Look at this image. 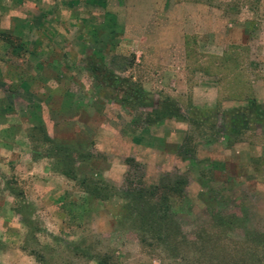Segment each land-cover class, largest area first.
Segmentation results:
<instances>
[{
  "label": "rangeland",
  "instance_id": "1",
  "mask_svg": "<svg viewBox=\"0 0 264 264\" xmlns=\"http://www.w3.org/2000/svg\"><path fill=\"white\" fill-rule=\"evenodd\" d=\"M86 1L0 0V31L27 43L16 54L0 40L2 101L13 97L16 107L9 111L26 119L39 104L34 113L50 134L95 155L80 160L78 172L118 190L125 176L146 185L167 174L186 177L184 194L171 203L188 243L176 255L142 244L119 192L105 200L83 192L56 170L51 153L32 147L31 157L42 164L29 174L21 165L12 183L23 224L19 245L38 253L40 259L31 254L36 264H96L83 250L111 253L118 264H251L239 253L247 228L264 232V0ZM148 7L158 12L148 14ZM154 16L156 25L149 23ZM235 51L255 98L246 114L227 112L245 101L219 102V93H228L222 81L198 70L208 55ZM25 77L29 84L21 82ZM44 82L49 87L42 96ZM47 95L65 98L59 118L46 111ZM165 99L180 107L182 119L144 122L143 112ZM188 117L204 124L191 125ZM241 129H249L242 139L252 156L237 157L227 145L226 135ZM184 134L193 149L186 158L178 152ZM35 184L42 187L35 191ZM38 191L48 195L39 199ZM211 209L233 213L238 222L228 230L209 228L202 242L199 227ZM259 251L253 258L264 264Z\"/></svg>",
  "mask_w": 264,
  "mask_h": 264
},
{
  "label": "trees",
  "instance_id": "2",
  "mask_svg": "<svg viewBox=\"0 0 264 264\" xmlns=\"http://www.w3.org/2000/svg\"><path fill=\"white\" fill-rule=\"evenodd\" d=\"M83 1L87 3L86 0ZM109 13L108 11H104L103 14L108 15ZM107 29L113 33L112 35L116 33L115 27H107ZM0 40L11 47L12 51L14 50L16 54H19V51H17L19 48H23L27 44L22 35L19 36L17 33L14 34L4 30L0 31ZM185 47L186 50L189 47L188 37L185 39ZM200 62L202 66L198 70L209 75H216L218 80L222 81V91L227 90L228 92L222 98L219 93V102H222L224 99L245 101V104L240 103L241 105L232 106L227 112L246 114L249 109L247 101L249 99L254 100L255 98L251 96L253 95V89L250 82L243 72L238 70L242 62L239 60L238 52L235 51L232 54L225 53L221 56L208 55L207 58L205 57ZM231 67L233 68V73L228 77ZM221 69L222 77L220 73ZM33 107L41 109V106L36 104L28 109L31 119L33 118L35 121L28 129V137L32 142V147L34 149L43 147L44 150L51 153L55 158L56 170L60 174L74 181L83 192L101 200L108 199L119 192L125 200L124 207L127 209L126 218L138 231V238L142 244L152 247H162L164 250L172 253V255L178 254L182 244L186 246V243H188L187 238L184 236L183 230L175 217L171 203L172 197L184 194L188 182L186 177L179 174L171 177L167 174L163 175L158 182L146 185L141 178L130 180L128 176H125L118 190L116 186L109 184L101 177L80 174L77 163L80 160L91 158L95 155L91 152H85L76 143L60 141L51 136L44 122L45 119L37 116L34 113ZM143 115L144 122L148 125L159 122L164 118L174 116L182 119L183 117L180 107L174 101L168 99L156 102L151 109L145 110ZM187 119L191 125L200 126L204 124V121L192 117H188ZM246 130L249 129H241L231 135H226L227 145L230 146L235 141L243 140L242 136ZM231 136H233V139ZM188 139V134H184L181 148H178V152H182L184 158L188 157L193 150L189 144L187 145ZM125 160L129 165L137 164V161L132 157H127ZM207 222L206 226H198L200 228L199 232L204 234L198 235V239L202 242H204L206 237H210L206 232L209 228L228 230L237 224L238 219L233 213L211 209L210 218ZM242 243L243 246H246L240 251V258L244 261L251 260V264H261L259 262L261 260L255 261L252 253L260 252L259 249H262L264 252V232L255 228H247ZM22 248L24 249V247ZM30 254H35L39 258L38 253L34 250L30 251ZM81 254L83 257L95 259L96 264H118L114 256L108 252L89 254L87 250H83Z\"/></svg>",
  "mask_w": 264,
  "mask_h": 264
},
{
  "label": "crops",
  "instance_id": "3",
  "mask_svg": "<svg viewBox=\"0 0 264 264\" xmlns=\"http://www.w3.org/2000/svg\"><path fill=\"white\" fill-rule=\"evenodd\" d=\"M158 10L159 12H156H163L162 6ZM151 11L153 9L149 7L146 10L148 14ZM151 13L155 14L154 12ZM155 18L156 16L149 23L156 25ZM29 75L31 74L27 73V76ZM21 82L23 84H29L28 78L26 77L25 79L22 78ZM45 83H40V93H42V96L49 87ZM3 87L0 85V264H36L34 257L19 245L20 231L23 229V224L20 213L16 208L17 196L12 187L13 179L15 178L13 176L18 167L21 165L26 166L25 171L28 169L26 172L29 174L30 172H34L33 170L29 171V169H36L42 164L40 160L31 157L32 146L28 137V126L34 124L35 121L29 117L26 119L13 116V112H10L9 109L16 107L15 101L11 96L10 103L4 104L2 94L5 91L7 92V90ZM45 98L49 100L48 95ZM53 99L52 101L51 99L48 101V104L50 102L52 106L48 105L49 107H47L46 111H50L56 118H59L63 110H66L68 106L63 103L65 98H61V96H54ZM223 101H226V99ZM51 108H54L55 111ZM44 122L49 131L48 123L46 121ZM113 131L114 133L117 132L115 128ZM50 135L53 136L52 134ZM53 137L56 138L55 136ZM229 147L236 149L237 153H235V156L237 157L254 155L253 148L245 140L235 141ZM35 186L37 188L35 191L42 187L37 184ZM42 188L48 190L50 185L46 183V188ZM35 195L39 199H42V196H47L48 193L43 195L38 191Z\"/></svg>",
  "mask_w": 264,
  "mask_h": 264
}]
</instances>
